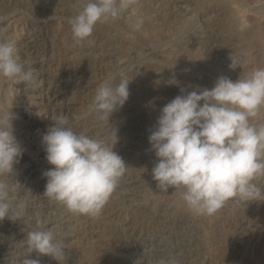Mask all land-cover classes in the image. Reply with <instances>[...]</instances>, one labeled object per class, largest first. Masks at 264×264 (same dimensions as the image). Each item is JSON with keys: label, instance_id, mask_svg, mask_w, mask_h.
I'll return each mask as SVG.
<instances>
[{"label": "rangeland", "instance_id": "rangeland-1", "mask_svg": "<svg viewBox=\"0 0 264 264\" xmlns=\"http://www.w3.org/2000/svg\"><path fill=\"white\" fill-rule=\"evenodd\" d=\"M83 3L0 0V41H15L18 62L37 74L35 86L0 76V114L16 116L23 149L7 181L15 190L10 218L0 220V264H264V176L254 180L262 190L256 200L232 199L212 215L199 214L182 189L157 187L148 139L161 109L182 90L211 89L220 76L236 81L264 68V0H134L75 44L69 18ZM137 19L142 25L134 29ZM121 78L130 80L127 101L109 120L98 119L91 112L96 89ZM59 115L74 132L109 146L116 131L113 150L127 169L98 216L43 195V173L54 166L42 136ZM253 122L264 123V108ZM38 227L63 242L60 261L27 252L28 234Z\"/></svg>", "mask_w": 264, "mask_h": 264}, {"label": "clouds", "instance_id": "clouds-1", "mask_svg": "<svg viewBox=\"0 0 264 264\" xmlns=\"http://www.w3.org/2000/svg\"><path fill=\"white\" fill-rule=\"evenodd\" d=\"M134 0H84L82 10L69 18L73 42L82 44L98 22H107L128 10ZM142 20L132 27L139 29ZM15 41H0V76L25 86L37 83L36 69L18 62ZM230 68L239 66L231 56ZM129 79L103 82L97 89L91 112L100 120L110 118L129 97ZM202 102V103H201ZM264 108V68L233 81L220 76L211 89L177 95L160 112L149 135L157 162L153 179L161 191L182 189L186 205L199 214L212 215L228 200L253 201L261 194L254 183L264 176V123H254ZM12 112L0 114V220L9 217L14 188V165L23 155L15 135ZM42 136L46 159L54 166L43 195L63 204L69 211L98 216L113 194L126 165L113 149L118 137L114 130L111 146L102 138L76 133L68 117L59 115ZM16 181V187H20ZM63 242L52 229L37 228L28 234L27 252L64 256ZM23 264H39L24 259ZM160 264H167L161 260Z\"/></svg>", "mask_w": 264, "mask_h": 264}, {"label": "bare ground", "instance_id": "bare-ground-1", "mask_svg": "<svg viewBox=\"0 0 264 264\" xmlns=\"http://www.w3.org/2000/svg\"><path fill=\"white\" fill-rule=\"evenodd\" d=\"M39 74H40V73H39ZM48 77H49V76H48ZM42 79H43V78H42ZM50 82H51V81H50ZM51 83H52V82H51ZM33 94H34V93H33ZM54 97H55V96H54ZM23 183H24V182H23ZM133 183H134V182H133ZM133 183H132V184H133ZM138 187H139V186H138ZM136 191H137V190H136ZM156 254H157V253H156ZM158 255H159V254H158Z\"/></svg>", "mask_w": 264, "mask_h": 264}]
</instances>
